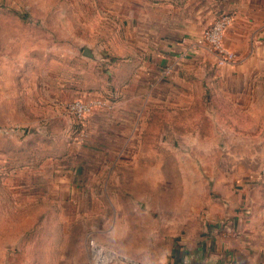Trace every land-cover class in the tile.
<instances>
[{"label":"rangeland","instance_id":"rangeland-1","mask_svg":"<svg viewBox=\"0 0 264 264\" xmlns=\"http://www.w3.org/2000/svg\"><path fill=\"white\" fill-rule=\"evenodd\" d=\"M150 5L0 0V264H90L88 239L130 261L112 264H167L177 248L185 252L199 241L209 217H224L221 207L229 204L219 191L225 183L216 178L264 174V136L248 139L241 150L204 151L191 133L193 123L203 122L202 109L169 105L145 107L144 127L131 136L147 159L117 164L110 173L106 167L96 171L90 157L71 160L85 172L78 190L70 177L56 174V166L68 165V151L54 145L82 153L75 147L90 140L87 125L66 105L90 95L96 75L107 76L110 48L123 35V14L131 10L135 33L141 14H155L157 6ZM179 5L185 12L187 0ZM86 47L95 61L82 57ZM229 158H238V165ZM233 184L227 185L235 189ZM240 201L252 205L245 221L264 247V185Z\"/></svg>","mask_w":264,"mask_h":264},{"label":"crops","instance_id":"crops-1","mask_svg":"<svg viewBox=\"0 0 264 264\" xmlns=\"http://www.w3.org/2000/svg\"><path fill=\"white\" fill-rule=\"evenodd\" d=\"M139 1L141 6H157L155 14H141L135 33L131 10L123 14V35H116L110 48L107 76L96 75L91 94L78 97L83 101L102 99L111 108L95 110L82 123L90 132V140L75 147L82 153L71 154L73 145L65 143L53 147L68 151V165L56 166L55 172L70 177L75 190L85 180V172L70 165L71 160L82 158L84 163L90 157L96 171L106 167L110 173L117 164L135 165L137 160L148 158L140 143L130 141L132 134L144 127L145 107L169 105L191 111L200 107L203 122L193 123L191 133L197 135V148L204 151L218 146L226 153L237 151L248 139L264 136V0H187V9L182 13L179 4L183 0ZM125 5L130 6V1ZM165 6L170 7L169 11L164 10ZM222 14L231 16L223 45L235 59L219 66L201 41L207 25ZM228 160L230 165H238V158ZM221 176L215 180L225 183L219 191V197L229 204L226 209L221 207L224 217H209L201 226L199 241L185 252L183 247L177 248L167 264H189L192 257L203 264H264V247L252 237L245 221L252 205L240 206V199L248 197L251 188L264 185V174ZM229 183H235V189Z\"/></svg>","mask_w":264,"mask_h":264},{"label":"built area","instance_id":"built-area-1","mask_svg":"<svg viewBox=\"0 0 264 264\" xmlns=\"http://www.w3.org/2000/svg\"><path fill=\"white\" fill-rule=\"evenodd\" d=\"M230 23L231 16L222 14L218 16L209 28L203 31L201 42L206 45L207 50L216 58V64L219 66L232 63L235 59L234 54L223 45V33ZM168 72L169 70L166 69L165 73ZM110 108L111 105L102 99H92L89 101L75 99L66 105L65 111L78 123L82 124L95 110ZM87 253L90 264H112L119 260V257L110 249L92 239L87 240Z\"/></svg>","mask_w":264,"mask_h":264},{"label":"water","instance_id":"water-1","mask_svg":"<svg viewBox=\"0 0 264 264\" xmlns=\"http://www.w3.org/2000/svg\"><path fill=\"white\" fill-rule=\"evenodd\" d=\"M82 56L84 58H87V59L92 60V61L96 60L93 51L90 48H88V47H86L83 50ZM126 263H130V261L128 260ZM189 264H203V263H201L196 257H192L191 259H189Z\"/></svg>","mask_w":264,"mask_h":264},{"label":"bare ground","instance_id":"bare-ground-1","mask_svg":"<svg viewBox=\"0 0 264 264\" xmlns=\"http://www.w3.org/2000/svg\"><path fill=\"white\" fill-rule=\"evenodd\" d=\"M118 259H119L120 261L124 262V263L128 261V260H127L126 258H124V257H119Z\"/></svg>","mask_w":264,"mask_h":264}]
</instances>
